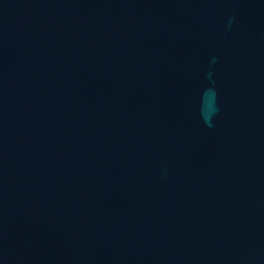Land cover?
<instances>
[{"label":"water","instance_id":"water-1","mask_svg":"<svg viewBox=\"0 0 264 264\" xmlns=\"http://www.w3.org/2000/svg\"><path fill=\"white\" fill-rule=\"evenodd\" d=\"M0 264H264V0H0Z\"/></svg>","mask_w":264,"mask_h":264}]
</instances>
